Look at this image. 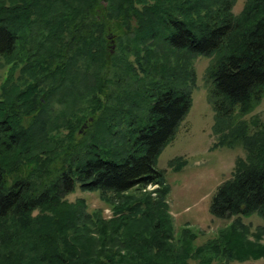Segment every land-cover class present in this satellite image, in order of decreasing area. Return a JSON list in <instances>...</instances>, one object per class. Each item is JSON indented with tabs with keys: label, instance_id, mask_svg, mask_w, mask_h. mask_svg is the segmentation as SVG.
<instances>
[{
	"label": "trees",
	"instance_id": "trees-1",
	"mask_svg": "<svg viewBox=\"0 0 264 264\" xmlns=\"http://www.w3.org/2000/svg\"><path fill=\"white\" fill-rule=\"evenodd\" d=\"M235 6L0 0V264H187L158 160L190 113L201 56L212 59L211 150L245 152L211 202L215 217L235 220L205 248L264 258L240 220H264V122L245 119L264 100V0H246L239 15ZM150 186L157 198L136 194ZM77 188L99 192L112 217L69 202Z\"/></svg>",
	"mask_w": 264,
	"mask_h": 264
},
{
	"label": "rangeland",
	"instance_id": "rangeland-1",
	"mask_svg": "<svg viewBox=\"0 0 264 264\" xmlns=\"http://www.w3.org/2000/svg\"><path fill=\"white\" fill-rule=\"evenodd\" d=\"M245 1L236 0L233 10L235 15L241 13ZM111 41L113 45L114 40L111 39ZM211 61V58L203 56L194 61L195 85L192 94V108L180 126L175 139L163 151L158 160V169L166 173L167 184L170 187V194L165 202L168 206L174 239L179 242L174 244V248L184 250L189 247L191 249L187 264H203L209 260L212 261V264H264V258L241 262L237 259L230 260L221 253H215L209 248H205L209 242L219 237L222 231L228 229L235 220V218L219 219L215 217L211 213V202L217 188L232 177L236 159L245 157V152L240 147L232 150H211L215 142L212 132L214 112L208 102L210 83L207 80V69ZM6 75L7 70L2 67L0 61V87ZM255 117L264 122V100L245 119L250 121ZM180 157L187 160L188 164L182 171L173 172L169 164L172 160ZM156 189L157 186H150L142 193L137 192L136 194H151L153 198H157ZM129 195H134V191ZM78 199L86 201L89 212L102 210L105 219L109 220L112 217V210L101 198L99 192H82L77 188L73 194L67 197L71 203H75ZM240 220L249 227V233L246 236L248 243L264 248V220L257 214L242 216ZM187 234L189 238H187ZM190 235L193 236L190 237ZM180 241L182 242L180 243ZM200 248H202V253L198 255L196 253ZM179 258V262H181L187 256L182 252ZM170 263L165 260L161 264Z\"/></svg>",
	"mask_w": 264,
	"mask_h": 264
},
{
	"label": "water",
	"instance_id": "water-1",
	"mask_svg": "<svg viewBox=\"0 0 264 264\" xmlns=\"http://www.w3.org/2000/svg\"><path fill=\"white\" fill-rule=\"evenodd\" d=\"M111 47H112V49H111V53L113 54V53H114V50H115V48H116V46L113 44Z\"/></svg>",
	"mask_w": 264,
	"mask_h": 264
}]
</instances>
